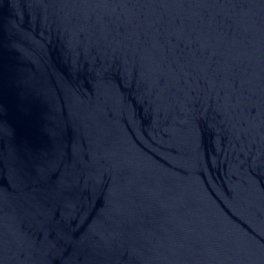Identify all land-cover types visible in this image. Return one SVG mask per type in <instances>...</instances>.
<instances>
[{
    "label": "water",
    "instance_id": "1",
    "mask_svg": "<svg viewBox=\"0 0 264 264\" xmlns=\"http://www.w3.org/2000/svg\"><path fill=\"white\" fill-rule=\"evenodd\" d=\"M0 264H264V0H0Z\"/></svg>",
    "mask_w": 264,
    "mask_h": 264
}]
</instances>
